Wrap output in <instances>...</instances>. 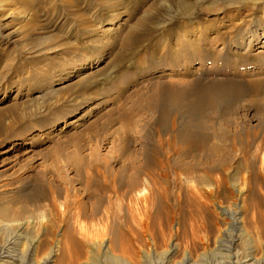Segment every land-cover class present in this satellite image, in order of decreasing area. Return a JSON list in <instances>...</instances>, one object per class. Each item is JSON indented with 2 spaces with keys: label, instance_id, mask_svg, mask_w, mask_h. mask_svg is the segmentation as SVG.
Here are the masks:
<instances>
[{
  "label": "rangeland",
  "instance_id": "1",
  "mask_svg": "<svg viewBox=\"0 0 264 264\" xmlns=\"http://www.w3.org/2000/svg\"><path fill=\"white\" fill-rule=\"evenodd\" d=\"M116 2L105 8L101 0H0L2 33L11 32L0 37V114L6 126L0 131V184L8 183V191L26 195L40 175L58 168L61 176L74 178L68 164L94 160V149L104 161L114 148L128 144L165 147L164 117L146 103L151 95L163 108L175 107V100H181L178 106L207 100L200 119L213 144L218 139L225 146L264 144V57L255 55L264 49V4L230 8L236 28L224 33L229 50L224 48L221 62L207 70L197 62L187 64L186 53L180 66L170 69L169 54L184 53L177 49L184 28L169 30L178 18L169 1ZM147 12L154 16V28L146 37L136 23ZM113 17L118 18L114 25H107ZM197 21L195 16L184 23L200 27ZM256 27L258 37L249 47L236 46ZM185 65L190 75L180 77ZM178 108L170 120L176 122L185 109ZM63 259L58 256L54 264Z\"/></svg>",
  "mask_w": 264,
  "mask_h": 264
},
{
  "label": "bare ground",
  "instance_id": "2",
  "mask_svg": "<svg viewBox=\"0 0 264 264\" xmlns=\"http://www.w3.org/2000/svg\"><path fill=\"white\" fill-rule=\"evenodd\" d=\"M101 1L105 8L118 5L116 0ZM166 1L178 12L169 30L184 28L177 35V49L184 53L174 56L167 47L170 69L180 66L185 53L187 64L216 67L224 48L229 50L224 33L236 28L230 8L264 4ZM208 14L214 17L205 20ZM195 16L200 27L184 23ZM152 17L147 12L136 23L146 37L153 32ZM3 28L0 37H10ZM258 32L257 27L247 29L250 36H241L236 46L246 49ZM217 43L223 46L219 51L213 48ZM255 55L264 57V49ZM185 75H190L186 65L179 76ZM158 100L151 95L146 103L164 117L160 127L168 135L165 147L143 143L136 149L128 144L114 148L104 161L94 149V160L83 157L68 164L74 178L55 169L40 175L38 186L26 195L0 184V264H54L58 256L64 258L59 264H134L139 259L145 264H203L204 258L210 264H264V144L241 147L233 141L225 146L220 139L213 144L200 119L207 100L190 106H178L181 100H175V107L167 108ZM178 107L185 109L175 122L170 115ZM1 120L0 114L3 131ZM179 120L182 126L175 130Z\"/></svg>",
  "mask_w": 264,
  "mask_h": 264
}]
</instances>
